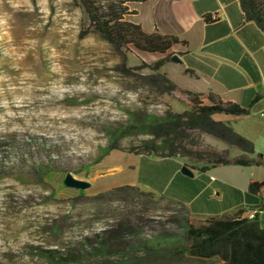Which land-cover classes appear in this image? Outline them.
Here are the masks:
<instances>
[{"label": "rangeland", "instance_id": "1", "mask_svg": "<svg viewBox=\"0 0 264 264\" xmlns=\"http://www.w3.org/2000/svg\"><path fill=\"white\" fill-rule=\"evenodd\" d=\"M87 22L77 0H0V264H223L183 249V218L207 219H190L166 196L168 179L165 195L143 183L148 160L135 154L161 144L144 121L186 109L144 78L176 52L116 51L92 32L81 36ZM170 56L158 72L190 87ZM208 136L184 143L219 148ZM121 161L135 170L97 179ZM68 171L91 185L66 186ZM131 178L144 186L106 188Z\"/></svg>", "mask_w": 264, "mask_h": 264}, {"label": "crops", "instance_id": "2", "mask_svg": "<svg viewBox=\"0 0 264 264\" xmlns=\"http://www.w3.org/2000/svg\"><path fill=\"white\" fill-rule=\"evenodd\" d=\"M129 10L135 13L126 20L139 23L146 33L172 34L186 41L170 48L181 59L179 72L191 83L190 87L182 89L202 94L211 91L222 101L250 107L248 114L217 113L212 117L252 141L254 154L250 157L258 161L246 166L227 164L204 170L200 169V164L188 161V156L176 154L162 158L137 154L148 160L143 183H150L164 194L167 189L164 180L168 179L171 187L166 196L181 204L190 219L220 218L252 207L258 199L247 193L248 182L264 178L261 157L264 154V116L260 115L264 111V31L253 21L244 19L239 0H147L134 3ZM186 69L191 70V74L185 72ZM213 142L208 141L217 150L227 149L230 158L240 154L238 148L231 149L234 146L221 141L218 148ZM183 164L192 170L191 177L180 172ZM107 168L113 170L100 174L99 181L134 171L136 165L132 161H121ZM120 185L144 186L138 179L131 178L106 188ZM258 218L264 227V208Z\"/></svg>", "mask_w": 264, "mask_h": 264}, {"label": "trees", "instance_id": "3", "mask_svg": "<svg viewBox=\"0 0 264 264\" xmlns=\"http://www.w3.org/2000/svg\"><path fill=\"white\" fill-rule=\"evenodd\" d=\"M77 1L83 7L88 21L80 35L92 32L108 42L116 51L131 44L143 52L165 54L173 45L186 42L172 34L146 33L139 23L126 20L128 15L135 13L134 10H129L128 3H140L147 0ZM239 2L244 19L253 21L264 31V0H239ZM205 20L209 21V18L205 17ZM169 56L166 55L155 61L152 67L155 73L145 75L144 78L158 93L170 95L186 109L176 114L168 113L163 118L153 117L148 123L144 121L139 127H147V130L160 135L161 144L153 147L146 146L145 153L136 152L135 154L162 158H169L176 154L188 156L200 164V169L204 170L227 164L246 166L257 163V160L250 157L254 154L252 141L233 130L228 124L214 120L212 117L217 113L236 116L248 114L250 107L222 101L211 91L202 94L179 88L165 72H158L159 67L168 60ZM185 72L191 74L192 71L186 69ZM202 133L209 134L228 146L238 148L240 154L230 158L227 149L217 150L211 146L191 149L184 143L191 136H199ZM113 149L118 147L114 144L109 145L104 152ZM158 150H163L164 153H158ZM129 152L135 151L130 149ZM257 156L259 157L260 154ZM119 189L139 190V187L127 185ZM246 191L258 199L250 207L258 209L253 217L242 216V212L246 209L244 207L220 218H207L199 225L190 223L186 217L183 218L181 228L184 239L188 243L183 249L190 256L198 259L218 257L223 264H264V227L258 218L259 212L264 208V178L250 179Z\"/></svg>", "mask_w": 264, "mask_h": 264}, {"label": "water", "instance_id": "4", "mask_svg": "<svg viewBox=\"0 0 264 264\" xmlns=\"http://www.w3.org/2000/svg\"><path fill=\"white\" fill-rule=\"evenodd\" d=\"M170 60L172 62H179V63L181 62L180 57L176 53H174V54H172L170 56ZM180 172L183 175L190 176V177L193 175L192 170L186 164H183L181 166ZM63 182H64V184L66 186L77 188V189H85V188H88L91 185L90 182H88L86 180L74 177L73 174L71 172H69V171L65 173Z\"/></svg>", "mask_w": 264, "mask_h": 264}, {"label": "built area", "instance_id": "5", "mask_svg": "<svg viewBox=\"0 0 264 264\" xmlns=\"http://www.w3.org/2000/svg\"><path fill=\"white\" fill-rule=\"evenodd\" d=\"M260 115L264 116V111H262V112L260 113ZM261 157H262V159H264V154H263ZM257 211H258L257 208H247V209H245V210L242 212V214L245 215V216H243V217H247V218H248V217H253Z\"/></svg>", "mask_w": 264, "mask_h": 264}]
</instances>
